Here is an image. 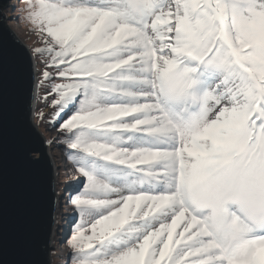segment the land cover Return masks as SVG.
I'll use <instances>...</instances> for the list:
<instances>
[{
  "label": "snow or ice",
  "instance_id": "snow-or-ice-1",
  "mask_svg": "<svg viewBox=\"0 0 264 264\" xmlns=\"http://www.w3.org/2000/svg\"><path fill=\"white\" fill-rule=\"evenodd\" d=\"M19 2L73 162L70 264H264V0ZM7 110L0 51V264H36Z\"/></svg>",
  "mask_w": 264,
  "mask_h": 264
},
{
  "label": "water",
  "instance_id": "water-1",
  "mask_svg": "<svg viewBox=\"0 0 264 264\" xmlns=\"http://www.w3.org/2000/svg\"><path fill=\"white\" fill-rule=\"evenodd\" d=\"M9 1L0 0V13L2 5ZM3 17L2 14L0 51L8 83L6 150L10 167L5 180L6 219L14 221L21 230L25 258L36 264H51L53 241L59 231L57 167L33 125L38 94L36 60L6 26Z\"/></svg>",
  "mask_w": 264,
  "mask_h": 264
},
{
  "label": "rangeland",
  "instance_id": "rangeland-1",
  "mask_svg": "<svg viewBox=\"0 0 264 264\" xmlns=\"http://www.w3.org/2000/svg\"><path fill=\"white\" fill-rule=\"evenodd\" d=\"M13 1L14 0H11L9 2L10 4L13 3V5L8 4V6L6 7L2 5L1 12L4 16L3 22L10 30H12L13 34L20 41V43L26 45L31 50L34 46L39 43V41L37 40L36 36L33 35L29 24L21 19L24 15L23 11L21 10L25 6L17 0H15V2ZM13 6L15 7L14 9ZM17 7H19V9L21 10H16ZM40 94H42V92ZM33 125L45 142L48 156L52 159V161L54 159L53 162L57 166L58 173L55 184V190L57 200L60 204L58 206V217L56 216L59 221V224L56 226V231H58V229L59 231L56 232V235L58 237L56 236V239H54L53 241L55 248L52 252V258L50 257L51 264H70L69 260L66 262V260L69 259L70 253V249L66 244V240L72 232L74 223L77 222V217L73 215L71 207L67 204V200L69 198L68 192L72 194L76 190H71L74 185L76 186V184L73 183L74 180L70 179L72 165L68 163L66 155H64L60 150L57 149V138H55L56 141H52L51 143L47 142V140L45 139V134H55L58 132L56 130V127L54 131L48 130L45 127H40L39 124L35 122V120L33 122ZM37 157H39V155H37ZM73 217L75 218V222L70 225L69 221H72ZM69 226H71V230ZM61 234H63L64 237L67 234L66 238H64L63 236H59ZM60 240H62V242H59Z\"/></svg>",
  "mask_w": 264,
  "mask_h": 264
},
{
  "label": "trees",
  "instance_id": "trees-1",
  "mask_svg": "<svg viewBox=\"0 0 264 264\" xmlns=\"http://www.w3.org/2000/svg\"><path fill=\"white\" fill-rule=\"evenodd\" d=\"M18 2H19V0H18ZM34 55L36 56V59L38 61V69H39V71L41 73L44 70V65L42 63L43 57H39L36 54H34ZM40 79H41V77L39 76V81H40ZM46 86L47 85H40V83H39L38 99H37V110H36L35 122L37 124H39L40 127H45L48 130H53L54 131L55 130V126L54 125H57L58 122L56 121V119H55V117L53 115L54 110L52 108L48 107L46 105L44 99H43V97L46 94ZM41 92H42V94H40ZM49 99H51V97H49ZM41 112L44 115V120H41L39 118V114ZM61 136H62V134H60V132H57L55 134L50 133V134H45V139L47 140V142L51 143L52 141H56L55 138H58V137H61ZM57 141H58V144H57L58 147H57V149L60 150L64 155H66L67 160H68V163H70L73 166V162H72V160L69 158V156L67 154V150H66L65 145L63 143L59 142L58 139H57ZM63 181H65V180H63ZM73 183L75 184L76 182L73 181ZM68 195L70 196L71 193L68 192ZM68 260L69 259H67L66 262Z\"/></svg>",
  "mask_w": 264,
  "mask_h": 264
},
{
  "label": "clouds",
  "instance_id": "clouds-1",
  "mask_svg": "<svg viewBox=\"0 0 264 264\" xmlns=\"http://www.w3.org/2000/svg\"><path fill=\"white\" fill-rule=\"evenodd\" d=\"M10 1H11V0H10ZM10 1H9V2H10ZM17 1H18V0H17ZM9 2H7V4H5L4 6H5V7L8 6V4H10ZM13 2H15V0H14ZM10 5H13V3H11ZM10 5H9V6H10ZM10 31L12 32V30H10ZM12 33H13V32H12ZM21 44H22V43H21ZM28 50H29V52L34 56V58H35V60H36V65H37L36 67H37V72H38V84H39V76H40V73H39V69H38V61H37L36 56L34 55V53L29 49V47H28ZM36 110H37V109H36ZM35 116H36V115H35ZM56 167H57V166H56ZM75 184H76V183H75ZM74 187H75V185H74ZM74 187H73V188H74ZM73 188H72V189H73ZM72 189H71V190H72ZM61 223H62V222H61Z\"/></svg>",
  "mask_w": 264,
  "mask_h": 264
},
{
  "label": "bare ground",
  "instance_id": "bare-ground-1",
  "mask_svg": "<svg viewBox=\"0 0 264 264\" xmlns=\"http://www.w3.org/2000/svg\"><path fill=\"white\" fill-rule=\"evenodd\" d=\"M0 21H1V19H0ZM38 89H39V84H38ZM37 99H38V94H37ZM53 161H54V159H53ZM56 215H57V217H58V207H57ZM56 220H58V218H56ZM53 245H54V244H53Z\"/></svg>",
  "mask_w": 264,
  "mask_h": 264
}]
</instances>
